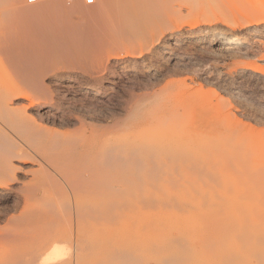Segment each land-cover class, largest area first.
<instances>
[{
    "label": "rangeland",
    "instance_id": "obj_1",
    "mask_svg": "<svg viewBox=\"0 0 264 264\" xmlns=\"http://www.w3.org/2000/svg\"><path fill=\"white\" fill-rule=\"evenodd\" d=\"M261 5L0 0V150L50 154L61 150L59 139L75 148L97 137L94 150H107L103 177L78 167L66 179L35 155L12 159L18 167L12 186L54 191L38 195L27 211L55 210L70 264H228V202L251 200L264 211ZM219 30L246 43L221 51L196 36ZM70 78L109 87L105 96L88 90L64 100L70 114L44 117L35 105L53 94L40 89ZM21 82L29 100L14 95ZM222 84L234 85L235 93L225 95L216 86ZM5 104L22 108V126ZM46 171L53 180L43 178ZM11 196L0 198V227L20 210ZM43 252L23 247L22 264Z\"/></svg>",
    "mask_w": 264,
    "mask_h": 264
},
{
    "label": "bare ground",
    "instance_id": "obj_2",
    "mask_svg": "<svg viewBox=\"0 0 264 264\" xmlns=\"http://www.w3.org/2000/svg\"><path fill=\"white\" fill-rule=\"evenodd\" d=\"M258 12L264 13V5H261V7L258 8ZM192 21L189 24L194 26L196 22L193 23ZM198 34H202V38L205 42L217 47V49L219 48L221 51L223 50L231 52L246 43L244 37L230 32H220V30L211 32L207 31L205 34L203 32H197L196 36ZM121 51L124 52L123 48ZM27 83L31 85V80L29 79ZM5 86L8 87V85ZM108 87V85H104L102 88L98 86L94 88L88 86L83 87L79 84L75 85L71 83V78L69 80L66 79L59 82L57 84V88L53 90H48L46 87L41 88L40 92L42 96L47 97L48 91L49 94L51 93V95H53L50 98V102H47V100L43 101V103H37L35 105V109L37 111H42L40 114H42L44 117L46 116L54 119L55 117L57 118L58 114L71 113V107H69L68 104L66 106L65 101L67 102L71 99H75L73 97L78 94H83L88 90H91V93L95 96H105L106 89H108ZM23 89L24 88L22 87L21 82L19 85H15L12 90L15 91L14 95L16 97L21 99L24 97L25 99L29 100V93L23 91ZM94 99L95 101L99 102V98ZM34 102H36V100ZM3 108L5 113L14 111L16 117L20 121L18 124L22 126V108L9 109L6 104ZM5 129H7L6 126ZM0 130L2 131V129ZM49 137L50 136L46 135L47 139H49ZM94 139L96 140H87L89 143L84 142L81 144V146L78 144V147L75 148H70L73 146H70L69 144H62L61 140L59 139L58 144L61 145V150H55L50 154L46 153L44 150H0V188L4 190L0 192V198L1 196L7 198L8 195L10 196L11 194L13 196L14 203L16 205H20L18 214L8 217L6 220V225L4 227H0V264H22L23 247H37L44 249V252L41 254V256H39L38 259L36 258L37 261H35L34 264H70L71 252L69 249H67L61 237L56 235L55 210L53 208H49L45 210L27 211L29 204L32 201H35L38 195L47 194L48 196L53 197L54 191L48 190L47 188L39 185L30 186V183L28 182H22L18 187L12 186L16 181V170L18 169V167H15L12 164V159L16 157L34 159L35 155L36 157H39L38 159L42 163H45L50 170L54 171L55 173L58 172L66 179L69 178L73 170L77 169L78 167L88 168L92 170L93 175H96L97 177H103L104 168L106 167L104 164L106 161V159H104V152L107 150H94L96 147H98L100 138L97 137ZM84 148L85 150H82ZM114 154L116 153L114 152ZM116 160L114 159L115 162ZM41 162L40 166L42 167ZM113 168L114 170L116 169L115 164H113ZM43 175V178H50V180H53L52 174L49 171H46V174ZM35 179L36 172L33 171L32 180ZM100 194L101 193L98 192V195ZM263 212L261 213L259 211L258 204L251 200H230V202H228L226 213L228 264H264ZM76 243L79 245L78 242ZM83 245L84 242L81 241L79 247L82 248Z\"/></svg>",
    "mask_w": 264,
    "mask_h": 264
},
{
    "label": "snow or ice",
    "instance_id": "obj_3",
    "mask_svg": "<svg viewBox=\"0 0 264 264\" xmlns=\"http://www.w3.org/2000/svg\"><path fill=\"white\" fill-rule=\"evenodd\" d=\"M221 89V91L225 94L228 95L230 93H235V86L231 84H222V85H216Z\"/></svg>",
    "mask_w": 264,
    "mask_h": 264
},
{
    "label": "built area",
    "instance_id": "obj_4",
    "mask_svg": "<svg viewBox=\"0 0 264 264\" xmlns=\"http://www.w3.org/2000/svg\"><path fill=\"white\" fill-rule=\"evenodd\" d=\"M29 2H34L35 0H28ZM85 4L91 5L94 3V0H84Z\"/></svg>",
    "mask_w": 264,
    "mask_h": 264
}]
</instances>
